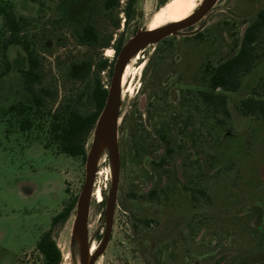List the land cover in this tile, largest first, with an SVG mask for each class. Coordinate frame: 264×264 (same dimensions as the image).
Here are the masks:
<instances>
[{"label":"rangeland","instance_id":"374dc122","mask_svg":"<svg viewBox=\"0 0 264 264\" xmlns=\"http://www.w3.org/2000/svg\"><path fill=\"white\" fill-rule=\"evenodd\" d=\"M105 2L0 0L1 7L32 21L22 36L40 62L34 88L43 100L37 107L26 90L24 49L4 48L10 34L0 13V73L7 62L14 69L0 80V264H45L38 243L46 232L62 251L61 264H73L78 255L75 220L87 157L61 153L52 117L60 110L93 113L97 81L108 87L112 81L106 51L167 12L162 0H136L131 16L128 0L112 9ZM204 2L198 0L196 10ZM262 9L264 0H218L202 22L130 56L134 91L121 99L114 225L94 264H264V121L241 109L244 99H264V29L255 44L259 58L241 74L240 89L210 86L214 69L238 52ZM202 23L198 34L183 35ZM87 25L98 38L83 43ZM205 92L225 96L226 107L205 103ZM20 103L33 110H11ZM26 119L32 127L23 131ZM94 131L85 138L88 152ZM113 176L104 144L96 181L105 203L92 198L88 220L89 246H98L93 256L105 235ZM67 208L68 218L53 226Z\"/></svg>","mask_w":264,"mask_h":264},{"label":"trees","instance_id":"16d2710c","mask_svg":"<svg viewBox=\"0 0 264 264\" xmlns=\"http://www.w3.org/2000/svg\"><path fill=\"white\" fill-rule=\"evenodd\" d=\"M33 3H38V0H31ZM121 0H106L105 7L112 9L119 5ZM169 0H162L165 5ZM171 1V0H170ZM169 1V2H170ZM136 0H128L127 15L131 16L133 6ZM0 13L4 17L5 26L10 34L4 48L7 49L11 45L21 46L27 54L29 68L20 70L26 84V90L31 95L37 107L43 104L42 96L35 90L34 82L39 79L37 70L40 67L39 59L37 58L30 41L23 37L24 29L27 28L32 21L24 17H18L13 10L7 7L0 6ZM264 29V9L260 10L256 19L247 27L243 33L242 44L238 52L219 64L212 72L210 78V86L213 90L223 89L227 92H236L241 87L240 76L244 72H248L254 66L259 55L256 52L255 44L259 40ZM97 38L94 28L87 25L84 29V34L80 36L82 42H89ZM106 63L102 65L105 67ZM12 71V64L7 62L3 72L0 73V80ZM108 96V91L103 88L100 81H97L93 92V98L96 104V109L89 115H82L77 111H59L53 115L51 124V133L56 142L59 143L60 151L63 154L71 157H87V141L86 136L89 135L96 126L100 114L103 111L105 102ZM202 100L217 108H225L227 99L222 95H215L214 92H205L201 95ZM20 110L27 112L33 110V105L20 103L17 106L11 107V110ZM241 109L246 115H257L264 121V99L247 98L241 102ZM32 121L26 119L22 122V130L31 129ZM105 203V199L103 200ZM73 208V207H72ZM71 208L64 209L59 215L54 217L52 225L56 226L59 222L68 218L71 213ZM38 250L45 258V264H61L63 254L53 239L51 232H46L38 243ZM245 260L242 264H253Z\"/></svg>","mask_w":264,"mask_h":264},{"label":"water","instance_id":"95a60500","mask_svg":"<svg viewBox=\"0 0 264 264\" xmlns=\"http://www.w3.org/2000/svg\"><path fill=\"white\" fill-rule=\"evenodd\" d=\"M218 0H205V2L185 21L169 24L154 31H140L131 38L121 50L115 64L111 87L105 102L102 113L95 126L94 141L87 153L86 180L77 203L75 229L78 232L81 250V264H94L106 250L112 235L115 211L117 207V196L119 180L121 175V157L118 147V128L121 119L120 107L122 99L123 74L130 56L144 46L156 44L163 39L177 35L180 31L191 28L208 18ZM205 27H200L183 35H196ZM107 145L113 162V182L106 209V231L99 251L90 257V246L88 238V220L91 209V202L94 193L97 161L103 145Z\"/></svg>","mask_w":264,"mask_h":264},{"label":"bare ground","instance_id":"6f19581e","mask_svg":"<svg viewBox=\"0 0 264 264\" xmlns=\"http://www.w3.org/2000/svg\"><path fill=\"white\" fill-rule=\"evenodd\" d=\"M198 0H172L170 1L167 5H166V10L167 12L160 18V20L157 22L156 27L152 28V24L150 25L149 29H147L148 31H154L157 30L159 28H162L166 25L169 24H174V23H179L182 21H185L186 19H188L189 17H191L193 15V13L195 12V8H196V3ZM130 69V68H128ZM126 72V71H125ZM123 74V80L124 83L122 81V98L125 96V92L127 90V85H128V72L126 73V76L124 78ZM134 90L130 91V94H133ZM99 164H100V156L98 158L97 161V170L99 168ZM97 175H100V173H98ZM95 190L93 193V198H95L97 200L98 203H102L103 202V190L101 187L98 186V180L95 181ZM90 213H91V209H90ZM90 213H89V218H90ZM93 225H89L88 223V232L89 229H92ZM98 246H96L95 244L90 248V257L93 256V253L96 251V248ZM81 250H82V246L80 244L79 249H78V255L74 258L73 264H81Z\"/></svg>","mask_w":264,"mask_h":264},{"label":"flooded vegetation","instance_id":"af4514ba","mask_svg":"<svg viewBox=\"0 0 264 264\" xmlns=\"http://www.w3.org/2000/svg\"><path fill=\"white\" fill-rule=\"evenodd\" d=\"M172 1V0H171ZM169 3V1L165 4V5H167ZM127 6H128V4H127ZM195 10H196V8H195ZM156 24H157V22H153V24H152V28H154V27H156ZM86 27V26H85ZM85 27H84V29H85ZM150 27V26H149ZM149 27H148V29H149ZM95 30V29H94ZM83 34H84V32H83ZM82 34V35H83ZM97 34V33H96ZM97 38H98V35H97ZM97 38H95V39H93V40H96ZM93 40H91V41H93ZM91 41H89V42H91ZM83 43H88V42H83ZM125 44L126 43H122V41H119V44H118V46L115 48V49H108L107 51H106V55L108 56V57H112V61H111V64L113 65V74H114V68H115V64H116V62H117V60H118V57H119V54H120V52H121V50L123 49V47L125 46ZM115 54V55H114ZM135 59H139V55H138V57L136 56L135 57ZM105 64V63H104ZM107 64V63H106ZM142 67H143V65H142ZM128 68H130V69H128ZM126 71V72H125ZM128 72V79H127V81H128V85H127V90H126V92L124 93V94H130V91L131 90H133V87L132 86H130L131 85V82H130V78L132 79V74H133V72H132V68H131V66H130V64H127L126 65V67H125V70H124V78H125V76H126V73ZM113 77V76H112ZM101 82V81H100ZM112 82V81H111ZM123 83H124V80H123ZM101 85L103 86V88L104 89H106L108 92H109V89H110V87H111V84H110V87H108V86H104L103 84H102V82H101Z\"/></svg>","mask_w":264,"mask_h":264},{"label":"crops","instance_id":"0c3cea01","mask_svg":"<svg viewBox=\"0 0 264 264\" xmlns=\"http://www.w3.org/2000/svg\"><path fill=\"white\" fill-rule=\"evenodd\" d=\"M14 71V69L12 68V72Z\"/></svg>","mask_w":264,"mask_h":264}]
</instances>
